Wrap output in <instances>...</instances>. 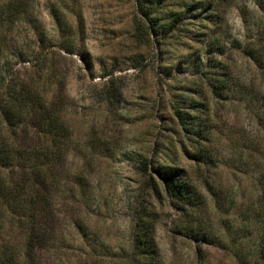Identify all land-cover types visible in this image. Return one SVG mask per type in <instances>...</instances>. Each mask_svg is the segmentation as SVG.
<instances>
[{
  "label": "rangeland",
  "instance_id": "1",
  "mask_svg": "<svg viewBox=\"0 0 264 264\" xmlns=\"http://www.w3.org/2000/svg\"><path fill=\"white\" fill-rule=\"evenodd\" d=\"M26 6V20L0 31L3 63L11 61L5 77L37 82L70 132L43 189L42 264H121L133 209L155 212L162 264H237L227 246L238 227L249 230L264 169V0ZM141 12L158 24L156 33L142 25L144 38L136 31ZM38 32L46 66L17 56L36 52ZM61 38H75L71 50L52 46ZM176 110L191 124L184 127ZM24 133L30 138L32 129L22 126ZM158 160L180 168L197 202L170 196L152 169ZM3 224L4 239L21 243L8 217Z\"/></svg>",
  "mask_w": 264,
  "mask_h": 264
},
{
  "label": "trees",
  "instance_id": "2",
  "mask_svg": "<svg viewBox=\"0 0 264 264\" xmlns=\"http://www.w3.org/2000/svg\"><path fill=\"white\" fill-rule=\"evenodd\" d=\"M26 12V0H6L0 7V31L14 29L17 22L26 20ZM141 13L145 21L136 24V31L144 38L142 25L146 26L147 33L150 30L156 33L158 24L148 20L147 12ZM34 27L38 28V24L34 23ZM37 37L39 48L36 52L20 50L17 53L22 61L43 60L40 54L47 46V40L40 32ZM73 41L75 38H61L59 44L52 46L58 45L68 51ZM258 42L264 46L261 37ZM6 45L7 36L0 33V264H42L36 249L42 241L43 189L46 188V179L54 178L50 168L60 163L70 132L53 101L49 103L45 100L44 92L37 82L31 77L19 79L17 73L5 77L11 62L7 60L3 63ZM250 55L257 59L254 54ZM44 60L42 65L46 66ZM262 114L264 128V110ZM176 115L184 127L191 124L182 110H176ZM22 126L32 129L30 138L27 133L20 135ZM201 137L203 135L199 134L196 138ZM46 164L48 169L45 168ZM144 167L146 170V164ZM152 169L176 201L184 205L197 202L198 196L191 184L181 178L178 166L158 160ZM1 170L6 172L2 173ZM150 179L154 182V189V177L150 176ZM257 185L258 193L252 203V212L245 219L249 223V230L244 235L243 228L238 227L231 244L227 246L237 264H264V169L258 176ZM132 211L135 225L130 246L121 264H162L155 237V212L147 209ZM7 217L11 227L18 229L21 243L4 239L3 219Z\"/></svg>",
  "mask_w": 264,
  "mask_h": 264
}]
</instances>
